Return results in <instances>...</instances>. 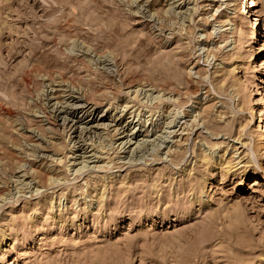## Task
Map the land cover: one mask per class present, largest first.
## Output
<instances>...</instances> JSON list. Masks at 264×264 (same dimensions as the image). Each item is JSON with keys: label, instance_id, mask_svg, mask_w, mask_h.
<instances>
[{"label": "rangeland", "instance_id": "1", "mask_svg": "<svg viewBox=\"0 0 264 264\" xmlns=\"http://www.w3.org/2000/svg\"><path fill=\"white\" fill-rule=\"evenodd\" d=\"M181 2L0 0V264H264V0Z\"/></svg>", "mask_w": 264, "mask_h": 264}, {"label": "bare ground", "instance_id": "2", "mask_svg": "<svg viewBox=\"0 0 264 264\" xmlns=\"http://www.w3.org/2000/svg\"><path fill=\"white\" fill-rule=\"evenodd\" d=\"M180 1V0H179ZM182 2H183V0H181ZM100 2V1H99ZM181 2V3H182ZM176 3V2H175ZM181 3H180V5H181ZM100 4H102L103 5V3H100ZM149 5H151V4H149ZM182 6V5H181ZM109 7V6H108ZM111 9V8H110ZM167 9V8H166ZM165 12V11H164ZM173 23V22H172ZM53 24V23H52ZM169 24V23H168ZM171 24V23H170ZM176 24V23H175ZM184 27V25H182L181 24V27ZM119 27V26H118ZM180 27V28H181ZM173 28V27H172ZM179 28V27H178ZM186 28V27H185ZM163 29V28H162ZM164 30V29H163ZM178 30V29H177ZM186 30V29H185ZM179 31V30H178ZM185 32V31H184ZM37 35V34H36ZM36 38V37H35ZM40 38V37H39ZM113 38V37H112ZM42 39V38H41ZM116 39V38H115ZM141 39V38H140ZM34 41V40H33ZM43 42H42V44H40L39 43V45L37 44H35V47H30V49H32L31 50V54H32V59H34L35 58V56L37 55V53L38 52H41L42 50L43 51H45V50H47V41H44V40H42ZM36 42V41H35ZM114 42V41H113ZM51 43V42H50ZM77 43V42H76ZM110 45V44H109ZM113 45V44H112ZM30 46V45H29ZM27 47V46H26ZM14 49V48H13ZM26 49V48H25ZM139 49V48H138ZM128 50V49H127ZM42 51V52H43ZM14 52V51H13ZM15 52H17V51H15ZM15 52H14V54H15ZM50 52V51H49ZM28 53V52H27ZM105 53V52H104ZM48 54H50V53H48ZM150 54V53H149ZM11 55H13L12 53H11ZM16 55V54H15ZM14 55V56H15ZM39 55V54H38ZM31 56V55H30ZM11 57V56H10ZM50 58V57H49ZM42 59V58H41ZM56 59H58V58H56ZM107 59V58H106ZM46 60V59H45ZM128 60V59H127ZM133 60V59H132ZM136 61V60H135ZM64 62V61H63ZM46 63V62H45ZM48 63V62H47ZM46 63V64H47ZM50 64H52V66L53 67H58L59 69H61L62 71H61V75H60V77L62 76V78H63V76H64V74L66 73V72H71L72 71V69L71 68H66L65 66H60L59 65V61H57V60H54V61H51L50 62ZM60 64L62 65V63L60 62ZM68 66V65H67ZM75 69V68H74ZM19 74V73H18ZM11 79V78H10ZM12 80V79H11ZM16 81V80H15ZM57 81V80H56ZM65 81V79H63V80H61V81H58L57 82V84L58 85H62V83ZM27 83V82H26ZM143 83V82H142ZM20 85V84H19ZM46 86V85H45ZM44 86V87H45ZM137 87H140V88H146V85L143 83V84H139ZM54 89V88H53ZM140 91H141V89H139ZM138 89L136 90L135 89V91L133 92V94H131L132 95V98L130 99V100H128V101H126L125 102V104L124 105H122V104H120L119 102H109V104H108V107H109V110H112V109H114V110H116V111H118L119 110V112L121 113V116L123 115V113H125L126 111H127V114H128V112H129V114L131 113V115L133 114V113H135V112H137L138 111V114H140V112H139V108L137 107V105H136V103H135V101H137V100H139V101H141V98H140V94H139V91ZM144 90V89H143ZM54 91V90H53ZM56 91V90H55ZM54 91V92H55ZM64 92V91H63ZM66 92V91H65ZM75 93V92H74ZM48 94H50V93H48ZM69 94V93H68ZM52 95H54V94H52ZM70 95H71V93H70ZM56 97V96H55ZM69 97H71V99L73 98V100H76V98H78V97H75L74 96V94H72L71 96H69ZM133 99V100H132ZM142 103V102H141ZM59 104H61V103H59ZM72 107V106H71ZM6 108V107H5ZM84 109H83V111L86 109L85 107H83ZM141 108V107H140ZM2 109H4V108H2ZM8 109V108H7ZM10 109V108H9ZM5 110V109H4ZM90 110V109H89ZM10 111V110H9ZM8 111V112H9ZM63 111V110H62ZM61 111V112H62ZM65 111V110H64ZM67 111V110H66ZM65 111V112H66ZM153 111V110H152ZM14 112V111H13ZM86 112H88V110H86ZM150 112V111H149ZM92 113L93 112H91L90 113V115H92ZM151 113H153V112H151ZM69 114L71 115V117H74V112L73 113H71V112H69ZM119 114V113H118ZM93 118H92V122H91V126L90 127H88V126H86V127H82V130L80 131V133H83V132H86V134L87 133H89V132H91V131H95V130H97V129H99V130H102V129H107L109 126L110 127H113V126H115V133L116 134H120L119 132L121 131V130H123L122 132H121V134L122 133H124L125 131H126V126H121V123L122 122H120L121 121V118L122 117H120V118H118V119H115L117 122H114V124H109V123H105L104 121H106V117H108L107 116V114H104V115H101L100 116V114H96V113H94L93 114V116H92ZM18 118V117H17ZM64 118V117H63ZM69 120V118H64V122H66V120ZM114 120V119H113ZM114 120V121H115ZM19 121V120H18ZM71 121H73V119L71 120ZM79 123H83V120L82 119H78V120H75V123H74V125L72 126V128L75 126V125H77V124H79ZM86 123H90V121L89 122H86ZM126 124V123H125ZM72 128H70L71 130H72ZM79 128H80V126H76V128H75V132H77L78 130H79ZM170 132V131H169ZM174 132V131H173ZM92 133V132H91ZM95 133V132H94ZM168 133V132H167ZM115 134V135H116ZM129 134V133H128ZM73 135V134H72ZM170 136H171V132H170ZM82 137V136H81ZM71 138V137H70ZM2 141V140H1ZM128 141V140H127ZM93 143V142H92ZM93 146L95 145L94 143L92 144ZM91 146V145H90ZM124 148V147H123ZM91 149V148H90ZM94 149H96L95 148V146H94ZM93 149V150H94ZM98 149V148H97ZM100 151V150H99ZM103 153V152H102ZM115 157V156H114ZM62 158V157H61ZM69 158V157H68ZM69 160V159H68ZM67 160V161H68ZM58 161H60V162H62L63 160H58ZM68 165V164H67ZM24 175V174H23Z\"/></svg>", "mask_w": 264, "mask_h": 264}]
</instances>
